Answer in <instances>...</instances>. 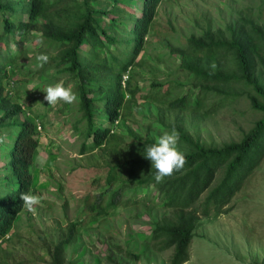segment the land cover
Wrapping results in <instances>:
<instances>
[{
  "label": "trees",
  "instance_id": "1",
  "mask_svg": "<svg viewBox=\"0 0 264 264\" xmlns=\"http://www.w3.org/2000/svg\"><path fill=\"white\" fill-rule=\"evenodd\" d=\"M167 1L170 0H0V131L6 140L0 143V149L7 159L0 179V254L9 255L1 244L11 245L8 235L24 211L21 193L35 194L31 168L39 147L36 121L44 119V114L34 112V120L29 119L3 87V81L12 78L25 67L23 61L32 57L29 37L38 36L43 42L41 53L49 56V62L40 68L39 62L33 60L27 66L28 74L53 70L56 76L48 85L63 82L74 89L78 97L74 113L80 116L77 124H84L79 132L80 154L100 150L98 159L107 167L102 181L94 180L98 191L84 198L94 213L90 220L93 224L97 217L108 216L118 207L146 205L149 215L158 205L162 212L169 213L168 217L150 220L148 230L138 233L137 241L155 252L172 250L168 264H185L201 217L194 204L209 191L201 204V215L209 218L211 209L215 217L223 213L221 207L230 202L259 164L264 156V105L258 104L255 97L251 96L252 109L262 117L239 142L221 148L205 146L169 115L187 110L192 118L215 114L243 95L225 89L236 83L252 88L264 100V85L259 81L262 71L258 67L264 70V28L255 20L264 10V0H259L258 6L236 11L223 30L206 26L188 59L189 73L180 85L182 94L172 101L148 88L133 86L134 75H144L137 69L141 71L148 61L147 56L143 57V38L154 31L155 17ZM127 9L140 10V21L131 20L134 18ZM254 10H258V16L253 18ZM10 43H16L17 50ZM33 55L36 58L37 54ZM231 62L234 70H228L226 65ZM151 74L147 70V75ZM38 91L36 86L28 94L35 99ZM60 104L61 112L70 107ZM188 122L186 129L193 127ZM173 127L180 134L179 147L187 162L183 169L157 183L155 169L144 157L143 148ZM219 171L222 177L210 189ZM78 223L81 222L70 223L56 245L50 242V246L42 248L50 264H71L64 254L66 247L79 239ZM109 245L111 250L121 251L114 242ZM125 253L127 259L139 258L132 252ZM6 258L0 257V264H12Z\"/></svg>",
  "mask_w": 264,
  "mask_h": 264
},
{
  "label": "rangeland",
  "instance_id": "2",
  "mask_svg": "<svg viewBox=\"0 0 264 264\" xmlns=\"http://www.w3.org/2000/svg\"><path fill=\"white\" fill-rule=\"evenodd\" d=\"M258 4L259 0H170L160 6L162 11L159 13L157 29L151 38L173 39L177 30L187 34L190 27L188 19L194 16L201 22H207L214 31L223 30L232 22L236 11L240 12ZM254 12L253 18L258 16V10ZM169 18L173 20L172 25L167 24ZM110 20L106 18V21ZM255 20L264 28V10ZM203 25L205 26L204 23ZM171 28L174 30L171 31ZM164 32L167 35H163ZM35 39L36 37H30L27 44ZM152 42L153 39L148 43L146 54L143 56H149L148 61L141 71L137 69V72L144 75H134L133 86L158 92L160 88L166 89L167 76L157 75V83L160 86L152 87L151 80L156 79L146 78L145 73L155 64L160 65L165 60L174 68L175 60L167 50L157 48ZM170 44L174 46L173 42ZM9 45L11 47L12 44ZM28 48L32 57L27 59L26 63L23 61L25 67L18 70L13 79L4 82V86L11 91L13 98L23 106L24 111L28 112V117H32L31 111L45 115L44 119L37 121V128L40 127L37 135L40 145L31 168L34 190L41 197V203L35 206L34 213L25 210L21 214L8 235L11 245L8 243L7 247L1 244L4 251H9L11 258L8 254H0V257L6 255L8 262L12 264H50V259L43 249H46L50 242L56 245L65 235L70 223L81 222L77 224L80 230L78 241L65 249L64 256L68 263L168 264L172 250L155 252L146 248L144 243L140 245L136 238L138 233L148 230L147 224L152 220L168 217L169 213L162 212L158 205L153 206L154 209L149 215H146L149 210L146 205L142 208V204L126 205L118 207L108 216L97 217L94 224L90 221L94 213L86 206L84 198L98 191L94 180L99 178V181H102V174L107 167L102 159H98L100 150L80 154L82 139L79 132L83 130L84 124H77L80 118L74 113L77 102L61 112V104L48 105L43 99L44 95H40L35 102L30 101L26 90L36 84L44 85L50 79L53 82L56 75L50 70L43 77H31V83L27 84V66L36 60L33 54L43 51L44 44L37 41L29 44ZM152 49L154 51H151ZM226 65L228 70L235 68L232 62ZM258 67L262 71L259 81L264 85V70L260 65ZM159 71L158 69L157 72ZM10 82H13V86ZM225 89L243 95L238 101L226 104L215 114L204 118H192L188 110L181 111V114L174 112L169 116L181 120L180 124L185 127V131L197 136L205 146L221 148L226 144L237 143L262 117L261 113L252 109L251 96L255 97L258 104L264 105V100L257 97L252 88L242 83L230 84ZM202 111L204 110H200ZM148 113L149 111H146L145 114ZM151 114L150 111L149 115ZM188 121L193 123V127L186 129L189 126ZM1 136L0 131V143L6 142ZM6 163V156L0 149V179L4 175L3 167ZM221 177L222 173L219 171L210 189L217 185ZM208 192L203 193L200 200L194 204L198 207L201 217L189 248V260L185 264H264V156L245 179L241 189L226 206L221 207L220 212L223 213L215 217V210L211 209L210 217L204 218L201 215V204ZM156 202L157 200L152 201L153 205ZM110 241L118 245L121 251L111 250ZM126 251L137 254L138 260L127 259Z\"/></svg>",
  "mask_w": 264,
  "mask_h": 264
},
{
  "label": "clouds",
  "instance_id": "3",
  "mask_svg": "<svg viewBox=\"0 0 264 264\" xmlns=\"http://www.w3.org/2000/svg\"><path fill=\"white\" fill-rule=\"evenodd\" d=\"M129 13H130V18H131V16L134 18L131 20L140 21L139 19H137V18L141 17L140 10H138V9L130 10ZM158 17H159V13L155 17L156 26H155L154 31L150 30L149 34L143 38L145 47L147 49L148 43H150L153 39L152 43H155L157 48H160L162 50H167V52L174 58L175 67L174 68L171 67L170 63L165 60L160 65L155 64L154 67L149 69L152 74L150 76H148L146 73L145 76H146V78L148 77V78L156 79V81L151 80L152 84H150V85L152 87L160 86V84L157 83V78H158L157 75L167 76V80L165 82V84H166L165 90H162L160 88L158 92H154L151 90H150V92L156 93V95L161 96V97H165L169 101H172L176 97V95H178L180 93L182 94V86H180V85L183 84V82L187 78V74L189 73L188 71H186V68H188V59L191 56V53L195 48V44L201 40V34H202L203 30L206 29V26L208 25V23L202 21L205 24V26H204L203 23L201 22V20H198L195 16L191 17L188 19V22L190 23V27L187 30V34H182L180 31L177 30L176 35L173 39H171L170 37H167L164 40H160V39L151 38V35L153 34V32H156ZM168 23L170 25H172L173 20H171L169 18L167 21V24ZM211 29H212V27H211ZM129 30L130 29L128 28L125 30V32L128 33ZM173 30L174 29L171 28V31H173ZM126 33H124L123 36H125ZM162 34L167 35L166 32H164ZM37 41H39L38 36L36 37V39L34 41H30L29 44L35 43ZM40 42L43 44L42 41H40ZM170 42H173L174 46H172L170 44ZM11 47L13 48V50H17L16 43H13L11 45ZM151 51H154V50L152 49ZM147 57H149V56H147ZM36 61L39 62L38 67L42 68L45 64H47L49 62V56L45 53L37 54L36 55ZM171 62H173V61H171ZM192 64L193 63H191L190 66ZM158 69L160 70L159 72H157ZM17 73H18V70L16 71V73H14L13 77L10 79H13L17 75ZM46 74L45 73L33 74V75L28 74L26 76V79H27L26 83L30 84L32 79H33L31 77H33V76H37L39 78V77H43ZM125 78L126 77H124V79ZM9 80L3 81V87L9 93V96L11 98H13L11 91H9V89L5 88V86H4V82H7ZM50 81H51V79L49 81H46V83L44 85L43 84H40V85L36 84L34 86V87H36V86L39 87V91H38L39 96L44 95L43 99H44V101L47 102L48 105H57L60 102H64L66 104H72V103L77 102L78 97H77L76 93L72 90V88L66 87L63 82H57V83L48 85V82H50ZM10 85L13 86V82H10ZM31 89L32 88H30V90ZM30 90H26V93L28 96H29L28 92ZM38 97H36L35 99H32L29 96V99L31 102H35ZM171 97H173V98H171ZM13 100H15L21 106V109L24 111L23 106L15 98H13ZM24 112L26 113V116H27L28 112H26V111H24ZM34 112L35 111H31V113H32L31 118L28 116L27 117L29 119L34 120V115H33ZM36 113H39V112H36ZM177 113H180V112H177ZM44 117H45V115H44ZM174 118H177V117H174ZM177 123L180 124L178 122V118H177ZM36 126H37V121H36ZM36 129L38 131V129H40V127H38V128L36 127ZM184 131H185V129H184ZM179 141H180V134L173 127L170 130H165L161 135H159L156 138L154 143L144 146V148H143L144 157L151 162V168L155 169L154 179L157 183L163 182L165 177H169V176L173 175L174 172L180 171L181 169H183L184 165L186 164V162H187L186 161V155L183 151L180 150ZM33 187H34V184H33ZM20 199L23 202L24 211L27 210L28 212H33V213L36 211L35 206L39 205L41 203V197L39 195H37L36 192H35V194L30 193V192L21 193Z\"/></svg>",
  "mask_w": 264,
  "mask_h": 264
}]
</instances>
